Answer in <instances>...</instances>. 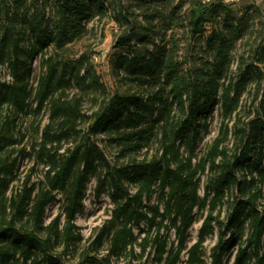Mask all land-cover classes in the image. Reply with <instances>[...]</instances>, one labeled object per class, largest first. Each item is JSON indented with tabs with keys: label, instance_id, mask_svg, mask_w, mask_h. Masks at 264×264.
Instances as JSON below:
<instances>
[{
	"label": "trees",
	"instance_id": "trees-1",
	"mask_svg": "<svg viewBox=\"0 0 264 264\" xmlns=\"http://www.w3.org/2000/svg\"><path fill=\"white\" fill-rule=\"evenodd\" d=\"M174 2L0 0V67L8 68V79L0 76V107L27 112L35 104V112H49L40 140L26 153L47 167L44 180L37 184L27 178L10 194L18 158L4 151L17 140L6 128L10 117L0 125V264H112L136 256V246L140 256L152 255L151 264H206L204 242L214 234V224L218 238L210 264H230L234 245L232 264H264V211L259 209L264 195V41L235 60L233 52L247 29L244 16L236 17L223 0H193L188 28L204 38L203 54L182 60L176 41L165 40L164 34L157 41L160 32L182 25ZM108 13L127 25L115 45L122 49L108 61L110 72L131 86L124 91H110L85 54L78 59L62 55L88 32L89 21ZM39 55L41 72L33 85L32 63ZM248 85L254 86V111L242 120L239 107ZM71 88L93 94L97 107L91 115L82 112L78 99H67ZM216 107L222 125L197 157ZM87 119L80 133L79 124ZM99 134L109 135L123 156L138 154L154 140L158 148L150 158L111 164L93 140ZM71 138L74 145L60 152L62 142ZM92 178L94 195L107 191L114 208L81 249L84 237L76 216L84 209ZM56 201L58 213L46 223L47 208ZM225 202L229 210L220 220ZM199 211L198 237L188 247ZM172 231L175 241L170 243ZM105 240L108 249L101 256Z\"/></svg>",
	"mask_w": 264,
	"mask_h": 264
},
{
	"label": "rangeland",
	"instance_id": "rangeland-1",
	"mask_svg": "<svg viewBox=\"0 0 264 264\" xmlns=\"http://www.w3.org/2000/svg\"><path fill=\"white\" fill-rule=\"evenodd\" d=\"M125 3L130 4L131 0H123ZM203 1V0H202ZM203 1V2H211ZM226 3H231L234 9V15L236 17H243L247 21V29L245 30V36L242 41L233 52V57L236 60L241 53H246L249 46L255 43H261L264 41V0H223ZM193 0H175L174 4L177 6V14L179 15V21L182 25H173L170 30H166L165 33L160 32L157 35V41H159L163 34L165 40H174L179 45V56L182 60L191 61L196 55H202V44L204 38L202 36H193L188 28V16L189 10L192 7ZM137 14L138 11L135 10ZM139 19L140 16H139ZM127 29V25L118 23L112 13L106 14L104 17H94L88 23V32L69 44L68 47L62 52V55L68 59H78L81 55L85 54L90 62L93 63L97 73L100 75L102 81L105 83L110 91L119 90L124 91L130 89L131 86L127 84L122 78L116 77L110 72L108 61L111 59L115 52L120 51L122 48H116V42L120 34ZM160 30V29H159ZM151 46H148L150 48ZM40 55L35 58L32 63V72L30 76V82L36 85L37 78L41 72L40 69ZM236 69V62L232 66V71ZM0 76L2 79H8V68L6 66L0 67ZM133 87V86H132ZM66 97L68 100L78 99L80 108L87 116L96 109L95 101L92 99L93 94L85 93L78 88H71L66 90ZM254 98V86L248 85L245 92L241 96V103L239 107V113L244 119L245 116L253 113L254 107L252 106V100ZM35 104L28 108L27 112H17L11 107L6 105L0 107V125L10 117L8 125H6L9 134H12L16 138L17 142L12 146L5 149L4 153L8 154L11 151L12 157L18 158V165L16 171V177L10 185L8 193H12L19 189L23 182L29 178L31 183L41 184L44 180V173L47 167L43 163H37L34 158H31L26 154L30 151L31 145L40 140L41 130L48 121L49 112L47 108L40 110L38 113L33 110ZM89 120H82L78 126L79 132L86 131ZM210 128L209 133L205 134L200 141L198 148V156L203 155L207 147L212 143L213 139L217 136L218 131L222 125L219 115V109L216 107L209 119ZM231 125V122H230ZM93 140L97 142L107 160L111 164H126L132 159L142 160L150 158L153 153L157 151L158 142L152 141L146 148L142 149L138 154L134 155H121L120 148L111 143L110 137L107 134H99L93 137ZM75 141L73 138L68 141L62 142L63 147L60 152H63L67 148H71ZM232 145V140L228 143ZM21 150H25L21 154ZM207 183V172L201 177L200 194L203 195L204 186ZM96 186V178H92L88 184L86 196L84 199V209L76 216V224L80 227L81 233L84 237L80 248L84 249L90 245L97 235L100 227L111 216L114 204L112 203L108 192H104L100 197L94 195V188ZM264 192V186H263ZM60 198V195L58 196ZM264 197V196H263ZM154 198L151 203L154 202ZM60 201H56L48 206L46 211L45 222L48 223L59 210ZM144 203H148L144 201ZM229 202L221 208L220 220H225L226 214L229 210ZM206 214V211L204 212ZM202 216L200 211L197 213V220L194 222L189 230L187 238V246L190 247L198 237V231L201 227ZM215 225V232L209 236L204 242V259L206 264H210L211 248L217 242L218 228ZM141 227H145V222H142ZM139 232V228L135 227V233ZM175 241V234L172 231L170 234V243ZM108 249V241L105 240L99 250V254L105 255ZM136 256L126 255L119 259H113L112 264H151L152 255L145 254L140 256L139 247L135 248ZM228 255L231 256L230 264L233 262L234 250H230ZM228 256V257H229ZM72 261H77V253L73 255ZM182 259H186V255L182 256ZM183 264V263H180Z\"/></svg>",
	"mask_w": 264,
	"mask_h": 264
},
{
	"label": "built area",
	"instance_id": "built-area-1",
	"mask_svg": "<svg viewBox=\"0 0 264 264\" xmlns=\"http://www.w3.org/2000/svg\"><path fill=\"white\" fill-rule=\"evenodd\" d=\"M205 1V0H203ZM206 1H210V0H206ZM264 196V195H263ZM259 209L261 211H264V197L262 199H260V202H259ZM262 242H264V234L262 235ZM237 248H238V245H234L230 250H234V255L237 251ZM232 264V263H231Z\"/></svg>",
	"mask_w": 264,
	"mask_h": 264
}]
</instances>
